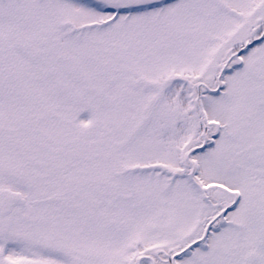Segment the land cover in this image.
Listing matches in <instances>:
<instances>
[{
  "label": "snow or ice",
  "instance_id": "snow-or-ice-1",
  "mask_svg": "<svg viewBox=\"0 0 264 264\" xmlns=\"http://www.w3.org/2000/svg\"><path fill=\"white\" fill-rule=\"evenodd\" d=\"M0 264H264V0H0Z\"/></svg>",
  "mask_w": 264,
  "mask_h": 264
}]
</instances>
